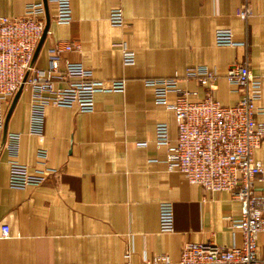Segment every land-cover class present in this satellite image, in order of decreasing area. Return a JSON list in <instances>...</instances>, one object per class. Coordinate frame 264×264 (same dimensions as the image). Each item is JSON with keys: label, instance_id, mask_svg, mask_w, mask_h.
Masks as SVG:
<instances>
[{"label": "crops", "instance_id": "1", "mask_svg": "<svg viewBox=\"0 0 264 264\" xmlns=\"http://www.w3.org/2000/svg\"><path fill=\"white\" fill-rule=\"evenodd\" d=\"M30 1L0 0V15L18 16ZM242 0H69L71 20H53L45 5L46 30L32 62L46 66V48L69 39L78 47L61 56L88 66L92 77L123 79L122 92H96L93 110L48 105L41 137L28 133L29 90L21 89L4 106L0 141V264H140L166 254L177 258L183 244L212 242L232 247L241 243L230 219L240 215L239 203L226 191L209 192L189 184L166 169V149L155 146L154 125L163 122L173 143L176 126L172 111L153 102L147 78L177 76L178 86L201 98L203 88L182 81L184 69L205 65L215 73L212 97L222 106L239 95L224 78L226 67L246 54L250 72L260 78L264 128V0H248L250 14H236ZM120 8L123 25H112L108 13ZM228 28L236 42L216 45L214 31ZM123 41L134 58L124 64ZM169 102L173 94H168ZM18 134L14 160L28 170L42 167L36 149L46 151L44 166L56 170L37 185L10 188L5 134ZM145 142V146L136 145ZM264 168V137L253 151ZM258 187V183H255ZM169 202L173 230L158 228V205ZM264 259V232L255 240ZM128 253V258L123 254Z\"/></svg>", "mask_w": 264, "mask_h": 264}, {"label": "built area", "instance_id": "2", "mask_svg": "<svg viewBox=\"0 0 264 264\" xmlns=\"http://www.w3.org/2000/svg\"><path fill=\"white\" fill-rule=\"evenodd\" d=\"M53 6L52 18L58 23L71 20L69 0H38L25 4L18 16L0 15V141L4 126V106L18 89L29 90L28 133L41 137L44 109L48 105L74 107L78 112L93 110V95L96 92H122L123 79L103 81L92 77L91 69L79 61L61 56L62 52L77 48L69 39L56 40L46 48V66L38 67L32 58L46 21L45 5ZM241 19L250 14L248 0H242L236 9ZM112 25H123L120 8L108 13ZM216 45H231L236 42L230 29L214 31ZM124 64L133 62L134 52L123 41L116 43ZM215 73L205 65H191L184 69L182 81L193 80L203 88L201 98L189 99L195 93L178 86L177 76L147 78L144 86L151 89L153 102L172 111L176 137L170 143L167 127L163 122L154 125L155 146L166 149V169L176 171L189 184L198 185L209 192L226 191L239 203L240 215L230 219V227L240 232L239 246L225 247L212 242H188L182 245L177 258L166 254L144 259L140 264H264L256 253V236L264 232V168L253 157V151L264 137V128L258 116L262 108L260 78L248 67L245 54L234 60L225 69L224 78L238 93V100L222 106L211 91ZM173 94L169 102L168 94ZM136 145L145 146V142ZM4 148L12 157L8 162L7 185L24 188L40 184L56 170L44 166L46 151L36 149L40 168H28L14 160L18 149V134H5ZM258 183V187L255 183ZM158 228L162 233L173 230V211L169 202L158 205ZM8 235V227L0 226V237ZM128 258V253L123 254Z\"/></svg>", "mask_w": 264, "mask_h": 264}, {"label": "water", "instance_id": "3", "mask_svg": "<svg viewBox=\"0 0 264 264\" xmlns=\"http://www.w3.org/2000/svg\"><path fill=\"white\" fill-rule=\"evenodd\" d=\"M45 30H46V24H45V26H44V29H43V32H42V35H41L40 39L42 38L43 34L45 33ZM40 39L38 40L37 45H38ZM37 45H36V47H37ZM36 47H35V50H36ZM35 50H34V53H35ZM34 53H33V56H34ZM19 91H20V89H18L17 92L14 94V96H13V100H12V102H11V104H10V107H9V109H8V111H7V114H9L10 109H11V107H12L14 101L16 100Z\"/></svg>", "mask_w": 264, "mask_h": 264}]
</instances>
